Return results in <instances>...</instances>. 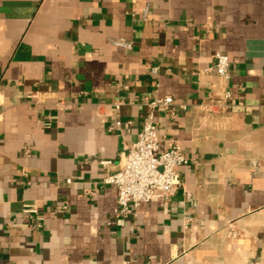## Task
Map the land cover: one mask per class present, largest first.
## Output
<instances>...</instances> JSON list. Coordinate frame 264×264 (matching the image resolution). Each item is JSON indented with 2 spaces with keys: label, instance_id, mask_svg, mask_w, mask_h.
Instances as JSON below:
<instances>
[{
  "label": "crops",
  "instance_id": "obj_1",
  "mask_svg": "<svg viewBox=\"0 0 264 264\" xmlns=\"http://www.w3.org/2000/svg\"><path fill=\"white\" fill-rule=\"evenodd\" d=\"M155 94L189 106L154 117L190 163L123 218L103 179ZM0 264H264V0H0Z\"/></svg>",
  "mask_w": 264,
  "mask_h": 264
},
{
  "label": "built area",
  "instance_id": "obj_2",
  "mask_svg": "<svg viewBox=\"0 0 264 264\" xmlns=\"http://www.w3.org/2000/svg\"><path fill=\"white\" fill-rule=\"evenodd\" d=\"M147 14V7L144 9L143 16ZM109 42L124 50H130V42L121 38H109ZM214 64L205 71L214 72L222 81L229 78L230 62L226 55L216 52ZM153 71H156L153 68ZM230 91L224 89L221 94L214 96L207 102L198 105L199 109L211 113L214 111H224L228 107ZM119 102L116 103L118 107ZM144 107V121L142 128L138 131L136 140L123 145L124 159L119 168L112 174L103 179L104 184L114 187L118 204L117 214L123 218L128 217L142 203H146L153 198H159L167 202L178 190L181 185L179 168L186 167L190 160L184 154L179 142L172 141L169 148L162 149L159 145L160 136L158 123L154 113L161 112L165 118L172 119L177 116L178 111L185 112L189 106L184 103L175 102L170 95H153L145 98L142 103ZM121 122L115 121L118 128ZM49 127V122L45 123ZM103 166L109 162L102 161ZM68 183L69 180H66ZM185 199L191 206H195V199L191 193H185ZM24 213L30 214L35 218V226L41 227V218L38 215V208L35 202L24 203L21 206ZM56 209L67 210L66 203H58Z\"/></svg>",
  "mask_w": 264,
  "mask_h": 264
}]
</instances>
